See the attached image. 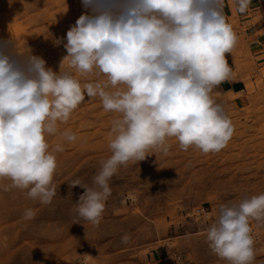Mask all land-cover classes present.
Here are the masks:
<instances>
[{
  "label": "clouds",
  "instance_id": "9594fccd",
  "mask_svg": "<svg viewBox=\"0 0 264 264\" xmlns=\"http://www.w3.org/2000/svg\"><path fill=\"white\" fill-rule=\"evenodd\" d=\"M85 11L70 26L63 43L67 55L59 71L31 50L20 51L14 39H0V178L4 187L49 204L55 196L56 157L47 136L58 132L85 96L99 97L111 122V156L101 162L92 186L76 204L78 216L100 223L111 195L109 181L120 166L144 161L153 151L167 154L175 138L181 150L195 146L215 153L225 148L234 126L214 94L232 79L226 54L237 37L223 12L224 0H81ZM245 12L250 0H236ZM66 40V42H65ZM103 80L81 83L64 71ZM61 135L74 142L70 130ZM54 151H63L59 144ZM26 209L25 219H32ZM264 224V193L221 203L207 229L211 251L229 264H253L250 221ZM129 236L121 238L128 243ZM85 256H88L87 254Z\"/></svg>",
  "mask_w": 264,
  "mask_h": 264
},
{
  "label": "rangeland",
  "instance_id": "374dc122",
  "mask_svg": "<svg viewBox=\"0 0 264 264\" xmlns=\"http://www.w3.org/2000/svg\"><path fill=\"white\" fill-rule=\"evenodd\" d=\"M259 3L264 7V0ZM84 11L81 0H0V39H14L20 51L30 49L58 72L67 52L54 40L65 38ZM231 58L247 72L244 91L218 87L214 94L234 126L227 146L205 154L195 146L181 150L170 138L167 154L153 151L144 161L120 166L98 225L78 216L75 203L84 189L70 185L80 180L92 186L111 156V122L118 114L105 112L99 97L85 96L57 134L46 137L56 157V194L49 204L28 198L26 190L5 191L11 181L0 178V264H145L144 253L154 248L168 250L160 264H178L175 255L184 264H229L209 248L207 229L221 203L264 193V64L250 63L240 52ZM63 70L81 83L105 79L95 72L79 75L67 59ZM64 130L77 139L65 140ZM57 144L63 151H54ZM29 208L35 212L30 220L24 218ZM250 227L260 235L253 238V264H264V224L251 220Z\"/></svg>",
  "mask_w": 264,
  "mask_h": 264
},
{
  "label": "crops",
  "instance_id": "0c3cea01",
  "mask_svg": "<svg viewBox=\"0 0 264 264\" xmlns=\"http://www.w3.org/2000/svg\"><path fill=\"white\" fill-rule=\"evenodd\" d=\"M260 0H250L245 12L237 10L236 0H224L223 12L226 22L231 25L236 34L237 42L232 52L226 54L229 67L232 70V79L221 84L223 92L241 93L244 91V75L247 70L238 69L232 56L240 52L241 56L258 66L264 64V7ZM167 249L154 248L144 253L145 264H160L167 259ZM142 264V263H141Z\"/></svg>",
  "mask_w": 264,
  "mask_h": 264
},
{
  "label": "built area",
  "instance_id": "2783aa9c",
  "mask_svg": "<svg viewBox=\"0 0 264 264\" xmlns=\"http://www.w3.org/2000/svg\"><path fill=\"white\" fill-rule=\"evenodd\" d=\"M251 234H252L253 238H255V239L260 236V235L258 236V233L254 232V230H252ZM175 260L178 264H184L183 259L180 255H175Z\"/></svg>",
  "mask_w": 264,
  "mask_h": 264
},
{
  "label": "bare ground",
  "instance_id": "6f19581e",
  "mask_svg": "<svg viewBox=\"0 0 264 264\" xmlns=\"http://www.w3.org/2000/svg\"><path fill=\"white\" fill-rule=\"evenodd\" d=\"M254 232H256V230H254Z\"/></svg>",
  "mask_w": 264,
  "mask_h": 264
}]
</instances>
